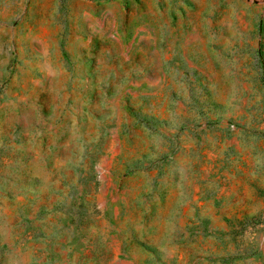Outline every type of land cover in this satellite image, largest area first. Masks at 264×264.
Segmentation results:
<instances>
[{"label":"rangeland","instance_id":"rangeland-1","mask_svg":"<svg viewBox=\"0 0 264 264\" xmlns=\"http://www.w3.org/2000/svg\"><path fill=\"white\" fill-rule=\"evenodd\" d=\"M0 264H264V0H0Z\"/></svg>","mask_w":264,"mask_h":264}]
</instances>
